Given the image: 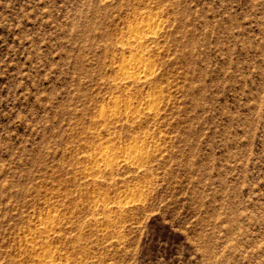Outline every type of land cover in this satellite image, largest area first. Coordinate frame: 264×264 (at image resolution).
Returning a JSON list of instances; mask_svg holds the SVG:
<instances>
[{"label":"rangeland","instance_id":"obj_1","mask_svg":"<svg viewBox=\"0 0 264 264\" xmlns=\"http://www.w3.org/2000/svg\"><path fill=\"white\" fill-rule=\"evenodd\" d=\"M141 12L164 23L125 86ZM147 90L154 115L98 120ZM0 264H264V0H0Z\"/></svg>","mask_w":264,"mask_h":264},{"label":"bare ground","instance_id":"obj_2","mask_svg":"<svg viewBox=\"0 0 264 264\" xmlns=\"http://www.w3.org/2000/svg\"><path fill=\"white\" fill-rule=\"evenodd\" d=\"M140 1L144 2V0H140ZM133 20H134L133 23L128 24L126 30L127 34L125 33L126 34L125 37L121 40V51L122 53L126 51L128 55L125 57H121L114 65V69L118 75L117 78L119 83H123L125 86L131 82L132 83L148 82L149 77L153 73V62L149 58V53L152 50L150 48L152 47L150 46L149 48L148 43H150L149 41H155L158 38L157 36H159V32L164 23L160 18L159 13H152V12L138 13V15H136L133 18ZM157 97L158 95L155 91H149V90L145 92L141 101H137L134 103L133 101H130L128 99L121 101L117 99V97L113 96V98L109 102L108 107L104 110L103 109L100 110V112L98 113V120L99 121L116 120L120 117L135 118V117H139L140 114L147 116L154 115L155 103L157 101ZM140 144H142V142ZM140 144L134 142V143H130V145L129 144L125 145L126 147L123 146L124 148L122 150L120 149V151L122 152L121 157L117 161H115V157H116L114 155L115 153L113 154L115 157L111 155L112 149L110 147L98 146L90 157L92 160V164L87 166L86 170L101 171L102 169H106L107 167L109 168L113 163L131 164L134 161L138 162L141 159H143L144 156L146 155L144 149L142 148V145ZM143 146H146L144 144V141H143ZM98 205L100 206L99 203ZM120 206L121 205H119L117 208H119ZM48 230H49L48 228L47 229L41 228L39 229V232L47 233ZM48 256H49V252H45L44 256L37 257L38 259L36 260L37 262H41L42 260L45 259L44 257H48ZM45 261H47V259Z\"/></svg>","mask_w":264,"mask_h":264}]
</instances>
